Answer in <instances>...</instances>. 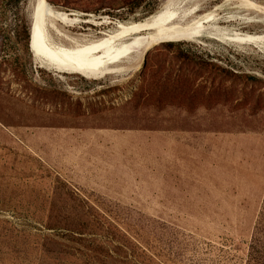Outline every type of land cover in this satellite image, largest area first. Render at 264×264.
Returning <instances> with one entry per match:
<instances>
[{"label":"rangeland","instance_id":"rangeland-1","mask_svg":"<svg viewBox=\"0 0 264 264\" xmlns=\"http://www.w3.org/2000/svg\"><path fill=\"white\" fill-rule=\"evenodd\" d=\"M47 1L73 14L61 29L83 43L149 17L145 4ZM229 4L209 0L198 15L220 12L223 29L264 36V15ZM34 5L0 0V264H252L264 40L164 43L91 79L36 59Z\"/></svg>","mask_w":264,"mask_h":264},{"label":"bare ground","instance_id":"bare-ground-1","mask_svg":"<svg viewBox=\"0 0 264 264\" xmlns=\"http://www.w3.org/2000/svg\"><path fill=\"white\" fill-rule=\"evenodd\" d=\"M178 1H167L161 11L143 21L120 25L113 35L83 43L61 29V24L72 22L73 14L56 11L47 0H35L31 30L36 59L52 69L98 79L115 72L120 65H129L135 60V51L141 52V59L153 47L164 43L195 41L204 35L236 43L264 40V36L243 35L223 29L220 21L225 17H221L220 12L199 16L200 9L209 0ZM231 2L237 3L239 8H250L264 15V6L258 1L226 0L227 4ZM240 18L232 16L227 20L238 21Z\"/></svg>","mask_w":264,"mask_h":264},{"label":"trees","instance_id":"trees-1","mask_svg":"<svg viewBox=\"0 0 264 264\" xmlns=\"http://www.w3.org/2000/svg\"><path fill=\"white\" fill-rule=\"evenodd\" d=\"M95 1V0H92ZM104 0H98V3H103ZM111 7L114 8H127L131 12H135L145 4L147 7V13L149 16L154 15L157 12V8L161 0H108ZM16 4H19L21 0H15ZM150 7V8H149ZM30 28L25 23L24 26V35L21 38V41L24 43V49L29 54L30 51ZM182 57H185L189 62L196 63L198 66H203L204 61L202 58H198L197 55L189 53V52H182ZM198 58V59H197ZM195 60H198L195 62ZM209 64H206V66ZM205 66V65H204ZM215 71L218 78H223L222 73H227L223 69L219 68V66L213 64L211 65ZM263 221L259 223L256 232L254 233L253 240L250 245L249 249V262L252 264H264V217L262 218Z\"/></svg>","mask_w":264,"mask_h":264},{"label":"water","instance_id":"water-1","mask_svg":"<svg viewBox=\"0 0 264 264\" xmlns=\"http://www.w3.org/2000/svg\"><path fill=\"white\" fill-rule=\"evenodd\" d=\"M30 47H31V46H30ZM30 51H31V49H30ZM31 53H32V52H31ZM146 55H147V54H145V56H144V61L146 60Z\"/></svg>","mask_w":264,"mask_h":264}]
</instances>
